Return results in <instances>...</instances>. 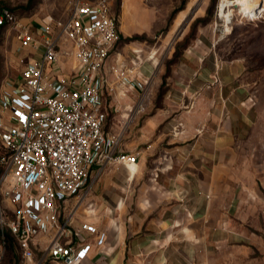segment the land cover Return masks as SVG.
Here are the masks:
<instances>
[{
    "label": "crops",
    "instance_id": "0c3cea01",
    "mask_svg": "<svg viewBox=\"0 0 264 264\" xmlns=\"http://www.w3.org/2000/svg\"><path fill=\"white\" fill-rule=\"evenodd\" d=\"M164 3L168 13L180 0ZM122 4L136 12L142 0H122ZM8 53V60H18L16 45ZM25 55L27 60L35 56ZM179 57L167 88L147 103L146 117L132 115L130 153H138L137 162L94 166L81 195L60 204V223L65 222L69 232L60 239L90 244L80 264H234L221 261L220 253L235 251L232 242L241 237L231 226L237 210L233 163L247 134L240 132L228 110L220 116L218 108H200V119L192 108L182 110V53ZM205 61L198 71L216 78L218 58ZM4 63L1 58V68ZM107 66L104 72L112 87L115 77ZM210 84L205 89L215 93L210 97L214 102L218 89L213 81ZM102 101L107 112L103 97ZM121 129L113 133L121 137ZM83 224L95 231L82 228ZM54 234L50 229L48 235ZM101 234L104 240L97 244ZM46 238L39 235L38 247Z\"/></svg>",
    "mask_w": 264,
    "mask_h": 264
},
{
    "label": "built area",
    "instance_id": "2783aa9c",
    "mask_svg": "<svg viewBox=\"0 0 264 264\" xmlns=\"http://www.w3.org/2000/svg\"><path fill=\"white\" fill-rule=\"evenodd\" d=\"M2 24H17L21 67L16 86L0 95V262L8 230L19 245L18 264L33 260L40 234L47 237L40 261L80 264L90 244L60 239L69 234L65 222L59 221L60 204L81 195L94 166L133 164L138 159L137 152L120 147L118 133L105 129L102 96L111 84L104 70L118 39L117 18L107 0H74L65 20L35 26L21 23L4 6ZM27 48L35 50L30 60L20 53ZM67 56L73 59L72 69L64 72L60 62ZM136 70L135 64L107 66L126 87ZM4 200L12 205L10 219ZM82 228L95 231L87 224ZM50 229L54 235H48ZM103 240L101 234L97 244Z\"/></svg>",
    "mask_w": 264,
    "mask_h": 264
},
{
    "label": "rangeland",
    "instance_id": "374dc122",
    "mask_svg": "<svg viewBox=\"0 0 264 264\" xmlns=\"http://www.w3.org/2000/svg\"><path fill=\"white\" fill-rule=\"evenodd\" d=\"M73 1L0 0V8L9 7L18 21L35 26L65 20ZM155 1L142 0L136 12H128L122 0H107L118 25V39L107 63L131 67L135 64L137 70L128 87L115 80L111 88L104 90L105 128L111 132H119L122 128L119 144L130 152L132 115L146 117L149 113L147 103L157 100L167 88L168 76L182 53V110L192 108L190 111H195L197 119H200L197 113L200 108H218L220 116L222 110H228L240 132L247 134L239 142L240 155L233 163L237 210L233 211L235 217L231 226L241 237L232 242L236 250L221 252L220 260L234 264H264V5L259 8L261 13L254 16L241 14L236 7L230 6L232 16L226 24L218 11L220 0H184L182 9L176 10L180 0L173 14L172 11L164 12L165 0H161L162 6L154 5ZM16 26L4 24L0 27V63L1 58L5 61L2 68L0 66V95L11 91L18 82L21 66L18 60L7 59L11 46L17 44ZM26 52L33 55L35 50L27 48L20 53ZM212 56L218 58L219 63L216 78L198 71L199 65ZM72 63L71 56L62 58L61 70L70 71ZM228 70L231 74L226 73ZM210 81L218 89L214 102L210 97H215V93L210 94V89H205L211 85ZM141 100L143 110L138 111ZM224 119L225 113L219 123ZM3 151L0 144V154ZM2 206L6 219H10L12 205L4 200ZM65 213L67 215L68 210ZM62 219L61 214L59 221ZM42 246L34 248V258L29 264H61L40 261L44 254ZM20 260V249L14 243L4 248L0 264H14Z\"/></svg>",
    "mask_w": 264,
    "mask_h": 264
},
{
    "label": "bare ground",
    "instance_id": "6f19581e",
    "mask_svg": "<svg viewBox=\"0 0 264 264\" xmlns=\"http://www.w3.org/2000/svg\"><path fill=\"white\" fill-rule=\"evenodd\" d=\"M261 5H264L261 0H220L218 11L227 24L232 16L230 6L236 7L241 14L254 16L258 12L261 13Z\"/></svg>",
    "mask_w": 264,
    "mask_h": 264
},
{
    "label": "trees",
    "instance_id": "16d2710c",
    "mask_svg": "<svg viewBox=\"0 0 264 264\" xmlns=\"http://www.w3.org/2000/svg\"><path fill=\"white\" fill-rule=\"evenodd\" d=\"M184 2V0H181V4H180V6L178 7V8H176V10H180V9H182V3ZM6 7V6H5ZM9 8V7H8ZM10 9V8H9ZM175 11V9L172 11V14H173V12ZM172 14L170 15V17L172 16ZM2 25H4V24H2ZM2 25H0V27L2 26ZM0 171H1V169H0ZM4 248L8 245V246H10V245H12V244H14V243H17V240H16V238L12 235V234H10L9 233V231L8 230H5V232H4ZM17 245H18V243H17ZM18 249H19V245H18ZM14 264H18V261L16 262V263H14Z\"/></svg>",
    "mask_w": 264,
    "mask_h": 264
}]
</instances>
